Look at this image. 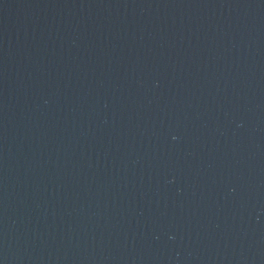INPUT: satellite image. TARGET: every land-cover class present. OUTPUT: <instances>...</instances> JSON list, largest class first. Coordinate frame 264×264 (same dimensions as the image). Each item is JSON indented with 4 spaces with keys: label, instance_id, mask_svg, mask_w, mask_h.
<instances>
[{
    "label": "water",
    "instance_id": "1",
    "mask_svg": "<svg viewBox=\"0 0 264 264\" xmlns=\"http://www.w3.org/2000/svg\"><path fill=\"white\" fill-rule=\"evenodd\" d=\"M0 264H264V0H0Z\"/></svg>",
    "mask_w": 264,
    "mask_h": 264
}]
</instances>
